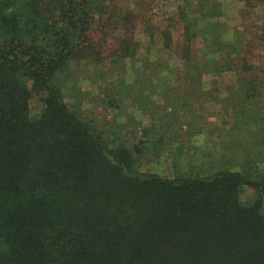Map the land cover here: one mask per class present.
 I'll list each match as a JSON object with an SVG mask.
<instances>
[{
    "label": "trees",
    "instance_id": "16d2710c",
    "mask_svg": "<svg viewBox=\"0 0 264 264\" xmlns=\"http://www.w3.org/2000/svg\"><path fill=\"white\" fill-rule=\"evenodd\" d=\"M161 1L0 0V264H264V0H239L233 31L221 0H175L163 21ZM84 66L117 86L111 103L128 96L151 117L133 147L67 101ZM227 71L226 97L216 79L204 92L226 116L189 122L183 172L159 108L174 81L202 89ZM152 83L157 112L141 96ZM164 153L173 177L142 170Z\"/></svg>",
    "mask_w": 264,
    "mask_h": 264
},
{
    "label": "rangeland",
    "instance_id": "374dc122",
    "mask_svg": "<svg viewBox=\"0 0 264 264\" xmlns=\"http://www.w3.org/2000/svg\"><path fill=\"white\" fill-rule=\"evenodd\" d=\"M175 0H163L155 5V8L159 11L160 20H164L167 16L166 10L172 7ZM225 4L226 16L224 22L229 26L230 31H233L235 27L242 26L244 19L242 17L243 4L239 0H221ZM142 2V1H141ZM256 21L258 19L257 16ZM163 23V22H162ZM161 62L167 63L166 59H161ZM252 62L258 63V60H252ZM140 64V63H139ZM176 65L177 62H171ZM96 69L92 67H81L74 71L72 75L71 87L67 89V101L71 107L78 112V114L88 122L91 127L101 133H104L106 137H110L112 131H116L118 136L122 137V141L128 142V146L133 147V144L139 143L142 139V129L150 126L151 117L146 115L140 106L135 101L126 96L118 103H111L110 98L104 97L106 94L115 93L117 86L113 83H107L103 80H96ZM115 74L110 75V79ZM130 76V73H129ZM213 79L218 80L219 92L215 93L216 97L224 98L227 96L225 91L229 86L235 84L237 76L233 72H224L218 77L205 76V83L202 89L189 87L188 84H181L174 81L171 84L175 89L172 93L171 104L172 109L165 111L162 110L164 117L168 116L170 119H175V129L178 131L170 132L167 135L163 133L167 140L171 137H178L175 148L183 145L181 150L185 153L182 161L181 171H187L188 169V148H191L192 137L189 133L196 132V128H188L189 122L193 121L194 126L206 128L210 122L221 121L226 116L224 106L218 102H209L207 95L204 92L209 91L212 88L211 81ZM96 80V81H95ZM137 88H140L136 86ZM158 89L154 83L147 87L146 91H143V98L150 101L152 108L155 112L158 111L156 104L160 102L164 106V102L158 98ZM170 95V94H169ZM41 96H35L31 101L32 114L35 116L42 110ZM199 140L204 143L207 140V136H197ZM180 143V144H179ZM165 154V153H164ZM149 159V160H147ZM142 164V170L146 172H155L165 177H173L175 175L174 164L166 154L160 159H150L149 157ZM181 166V165H180ZM254 191L250 188L246 189L243 195V200L249 203L253 198Z\"/></svg>",
    "mask_w": 264,
    "mask_h": 264
}]
</instances>
